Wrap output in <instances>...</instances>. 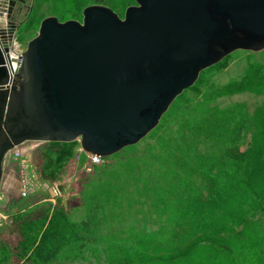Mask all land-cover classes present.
Wrapping results in <instances>:
<instances>
[{
    "label": "rangeland",
    "instance_id": "rangeland-1",
    "mask_svg": "<svg viewBox=\"0 0 264 264\" xmlns=\"http://www.w3.org/2000/svg\"><path fill=\"white\" fill-rule=\"evenodd\" d=\"M94 5L124 19L136 3L0 0L2 41L14 60L43 20L82 22ZM249 145L264 151V51H237L202 71L152 132L99 165L79 140L50 165L43 155L51 146L26 142L15 151L31 162L42 189L21 198V167L9 153L0 187V264H264V201L248 183L227 179L244 165L224 172L217 160ZM55 186L60 196L52 198L45 187ZM57 211L70 227L44 240ZM78 236L83 242L74 241Z\"/></svg>",
    "mask_w": 264,
    "mask_h": 264
},
{
    "label": "water",
    "instance_id": "water-1",
    "mask_svg": "<svg viewBox=\"0 0 264 264\" xmlns=\"http://www.w3.org/2000/svg\"><path fill=\"white\" fill-rule=\"evenodd\" d=\"M121 19L42 21L10 77L0 49V187L9 152L73 143L101 158L143 140L202 71L264 51V0H134ZM6 52V51H5Z\"/></svg>",
    "mask_w": 264,
    "mask_h": 264
},
{
    "label": "trees",
    "instance_id": "trees-1",
    "mask_svg": "<svg viewBox=\"0 0 264 264\" xmlns=\"http://www.w3.org/2000/svg\"><path fill=\"white\" fill-rule=\"evenodd\" d=\"M45 144H47L48 146H51V148L47 149V151H45L43 155V158L45 157L46 165H50L51 162L60 163L68 156L69 148L65 146H68L71 143H45ZM259 151L256 146L249 145L245 147V150L243 152L239 150L238 148H235L225 153L221 157V159L217 158V160H218V163L222 161L223 163L222 168H224V172L226 170H230L229 169L230 167H233V166L236 167V165H239V166L244 165L243 169L240 167L239 168L236 167L237 169L233 167L232 174L230 173L231 176L228 175L227 179L228 180L238 179V183L240 182V184H243V185H247L248 183L247 186H249L250 188V189L248 188V192L257 191L258 196H256V198L259 201H264V151L263 152H259ZM239 171H240L241 176H239L238 174V178H237L236 175ZM42 174H44L43 171H42ZM44 224H45V221L40 225V227H42ZM68 227L70 226L67 225L66 215L61 211L54 212L49 220V223L46 225V228L42 231V238L46 240L48 235L55 237L59 233L58 229L67 230ZM24 229L26 233L28 232L27 235L34 236L33 233H30L31 230H27V228H24ZM71 236H72V232L68 234V238ZM82 238H79L78 236V238L74 239V241L83 242ZM28 239H30V237Z\"/></svg>",
    "mask_w": 264,
    "mask_h": 264
},
{
    "label": "built area",
    "instance_id": "built-area-1",
    "mask_svg": "<svg viewBox=\"0 0 264 264\" xmlns=\"http://www.w3.org/2000/svg\"><path fill=\"white\" fill-rule=\"evenodd\" d=\"M6 17L9 18V15H7ZM1 32L2 31L0 29V34H1ZM0 43H1L0 45H2L4 47V50L6 51V53L10 56V54L8 53V50L6 48V43L4 41H2L1 35H0ZM20 56H16L14 60L12 59V57H10L11 63L8 62V65H6L8 71H9L10 77H13L18 71ZM14 151H15V149H14ZM13 156L21 167V174L23 177L22 181H21L20 192H19L21 198L25 199V198H28L31 194L40 193V191L42 189L41 188L42 185H38V179L36 178V175H34L30 170L31 162L28 161L27 159H25L24 157H22L18 151H15ZM90 156H91L92 163L99 165L102 158L98 157V156H93V155H90ZM47 188L45 187V189L47 190L46 192L52 198H56V197L60 196V193L58 191L57 186L49 187V189H47ZM2 218H3V216H2V213L0 211V223H1Z\"/></svg>",
    "mask_w": 264,
    "mask_h": 264
},
{
    "label": "bare ground",
    "instance_id": "bare-ground-1",
    "mask_svg": "<svg viewBox=\"0 0 264 264\" xmlns=\"http://www.w3.org/2000/svg\"><path fill=\"white\" fill-rule=\"evenodd\" d=\"M2 28V27H1ZM0 49L3 51V54H4V58H5V62H6V65H8V62L10 63V57L8 56V54L5 52V50L3 49V47L0 45ZM38 143V142H37ZM23 145V144H22ZM10 153V152H9ZM7 157V156H6Z\"/></svg>",
    "mask_w": 264,
    "mask_h": 264
},
{
    "label": "crops",
    "instance_id": "crops-1",
    "mask_svg": "<svg viewBox=\"0 0 264 264\" xmlns=\"http://www.w3.org/2000/svg\"><path fill=\"white\" fill-rule=\"evenodd\" d=\"M24 144H25V143H24ZM24 144H23V146H24ZM31 146H32V145H31ZM31 148H32V147H31ZM29 150H30V147L27 149V152H28ZM5 164H6V161H5V163H4V171H5V169H6V167H5L6 165H5ZM3 174H4V173H3ZM2 180H3V179H2ZM1 183H2V182H1Z\"/></svg>",
    "mask_w": 264,
    "mask_h": 264
}]
</instances>
